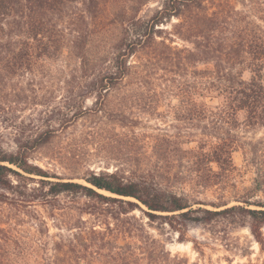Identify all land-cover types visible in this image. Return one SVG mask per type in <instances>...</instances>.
Masks as SVG:
<instances>
[{"label":"trees","instance_id":"16d2710c","mask_svg":"<svg viewBox=\"0 0 264 264\" xmlns=\"http://www.w3.org/2000/svg\"><path fill=\"white\" fill-rule=\"evenodd\" d=\"M151 1L0 0L3 88L11 77L22 80L29 76L26 86L34 94L27 95L26 87L21 84L14 98L23 104L46 105L49 100L39 96L34 87L40 84L39 73L66 49L79 61L71 79L72 88L79 91L76 97L79 101L93 97L97 106L94 110L80 106L70 117L62 115L55 121H40L27 135L21 132L14 137L12 152L0 147V203L23 208L34 203L38 198L36 193L48 186L44 197L62 193L80 195L98 205L117 207L118 216L138 209L149 224L167 226L179 238L185 236L190 222L225 221L232 227L246 228L264 255V201L251 202L243 195L236 197L235 205L227 201L211 204L188 201L159 182L176 178L168 172L158 179L125 178L117 171L92 174L85 179L88 186L46 181L50 177L28 159V153L49 143L59 127L89 111L103 112L108 93L126 85V80H133L139 88L156 85L154 82L161 79L173 88L166 90L165 96L172 95L178 101L174 118L196 122L200 132L195 140L181 142L195 143V151H184L189 155L187 163L196 168L187 180L217 181L233 176L231 154L237 148L238 137L232 132L237 128L238 116L243 114L248 126L264 127V27L261 25L264 16L257 13L264 14V8L259 10L256 0L247 5L235 0L240 8L233 0H162L150 18H139L142 7ZM168 26L170 31L163 29ZM114 27L118 31L113 36L110 28ZM173 37L183 43L181 48L171 45ZM92 47L96 48L95 55L91 53ZM131 58L136 60L131 63ZM160 63L164 66L160 70L177 78L154 77ZM44 77L50 80L48 75ZM115 115L124 117L121 111ZM201 124L205 125L200 127ZM211 165L219 172H214ZM26 176L39 177L41 180L36 182L39 186L29 187L24 180L30 178ZM87 210L88 214L95 213L93 209ZM4 224L8 226L7 222ZM90 231L93 236L104 235L94 229ZM135 231L142 236L132 235L138 238L137 242L120 249L115 264L187 263L171 255L165 244L144 234L142 226ZM19 232L18 238H6L5 242L15 245L21 256H32L40 241L27 237L25 231ZM117 233L122 231L109 230L111 236L117 237ZM191 243L195 246V242ZM54 250L60 252L57 247ZM79 252L74 255L77 259L73 264H81ZM57 260L72 264L66 256ZM227 262L255 264L250 260Z\"/></svg>","mask_w":264,"mask_h":264},{"label":"rangeland","instance_id":"374dc122","mask_svg":"<svg viewBox=\"0 0 264 264\" xmlns=\"http://www.w3.org/2000/svg\"><path fill=\"white\" fill-rule=\"evenodd\" d=\"M161 1L152 0L142 7L138 17L150 18ZM237 1L247 5L251 0ZM237 1L233 0V3L240 8ZM256 2L259 10L264 8V0ZM257 13L259 17L264 16ZM261 25L264 27L263 23ZM110 29L113 36L117 34L116 27ZM163 29L170 31V26ZM173 41L172 46H183L177 38L173 37ZM95 47H92V55H95ZM135 60L130 59L131 63ZM78 65V59L64 49L61 57L54 58L42 74L39 73L40 84L34 91L49 100L43 106L32 102L23 104L14 98L21 84L26 87L27 95L34 94L30 86H26L29 76L22 80L18 76L11 77L5 89L0 84V147L12 152L15 150L14 137L21 132L27 135L42 121H55L62 115L70 117L80 106L91 110L97 108L93 97L79 101L76 97L79 91L72 88L71 79ZM158 65L154 77L177 78V75L160 70L163 64ZM125 82L126 85L108 93L103 112L89 111L75 118L68 125L59 127L49 143L28 153L30 163L50 177L46 181L88 186L85 179L92 174L117 171L125 178L158 179L168 172L176 178L159 182L188 201L204 204L227 201L229 205H235L236 197L242 195L251 202L264 201V127L248 126L244 115H239L237 128L232 132L238 137L237 148L231 154L233 176L217 181H189L188 176L194 175L196 168L187 163L189 155L184 151H195V143L181 142L195 140L200 133L197 123L174 118L178 101L172 95L165 96L166 90L173 89L168 81L158 79L154 82L156 85L139 88L131 79ZM117 111L124 117L116 116ZM211 167L214 172H219L215 165ZM26 177L30 178L24 180L29 187L39 186L36 183L41 180L39 177ZM47 188L37 192L34 203L23 208L0 203V264H61L57 259L65 256L73 264L77 251H80L81 264H115L120 249L137 242L138 238L132 235L141 234L135 231L140 226L144 234L165 244L171 255L185 259L186 264H227V260L264 264V255L260 254L246 228L232 227L225 221L190 222L185 236L179 238L167 226L149 224L138 209L118 216L117 207L98 205L80 195L62 193L44 197ZM137 205L145 210L139 203ZM206 208L210 209L209 206ZM87 209H93L95 213L88 214ZM6 222L8 226L4 224ZM91 229L104 235L93 236ZM108 229L120 230L122 234L111 236ZM21 230L27 237L40 241L32 256H21L15 245L5 242L6 238H18ZM70 242L77 247L71 246ZM56 247L60 252H55Z\"/></svg>","mask_w":264,"mask_h":264}]
</instances>
